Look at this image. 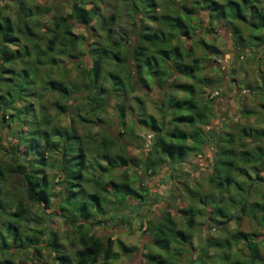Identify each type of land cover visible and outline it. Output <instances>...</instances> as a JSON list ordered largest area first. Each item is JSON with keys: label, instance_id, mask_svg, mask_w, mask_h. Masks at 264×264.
<instances>
[{"label": "trees", "instance_id": "1", "mask_svg": "<svg viewBox=\"0 0 264 264\" xmlns=\"http://www.w3.org/2000/svg\"><path fill=\"white\" fill-rule=\"evenodd\" d=\"M0 1L3 2L0 5V264H18L17 261L22 260L29 250H32L34 257L30 264H49L47 261L35 259L40 254V248L53 252V261L56 264H113L112 261L118 257L112 250L114 244L125 253L134 252L136 248L127 247L111 237L101 240L92 230L83 231V227L113 219L112 215L105 217V210L102 208L108 200L109 213L116 206L121 208L131 204L132 199L144 200L145 194L141 193L143 189L129 184L126 171L130 162L136 166L137 164L126 155L124 141L100 137L96 153L102 155L105 165L95 163L96 171L91 173L86 156L88 152L84 151L75 128L77 124L92 122L94 117L104 111L106 88L96 84L100 80L103 66H111L105 75L112 90H120L122 79H136L146 89L147 82H152L159 88H168L163 91L164 101L157 106L158 111L164 108L166 114H169L167 123L163 121L165 112L160 114L159 120L151 115L135 118L136 125L152 133L151 148L155 155L160 156V162L181 163L192 152L195 155L202 151L208 139L201 128L207 125L214 113L211 99L207 96L203 99L201 95L199 98V91L203 85L211 86L214 81L197 76L201 67L200 59L190 58L191 54L183 51L181 39L183 35L192 34L190 18L198 9V1L190 7L178 3L173 7L174 0H131L129 3L120 0L116 10L115 5L109 4L100 13L96 5L89 8L81 5L88 1L69 0L68 14L57 18L52 15L44 19L35 17L39 9L32 5V0ZM199 1L201 8L212 20L241 23L252 32L249 40L255 48L264 44L262 37L253 36V31L264 30L262 1ZM9 4L16 15L14 22L5 14ZM138 5L147 9L145 17L151 24L137 21L135 16ZM158 5L164 11L156 16L153 12ZM57 7L58 4L54 1L42 7V13L49 14ZM169 7L173 11H168ZM127 9L131 10L129 13L133 25L128 32L133 34V31H136V41L129 48L127 39H119L117 34L109 36L91 57L92 66L82 69L81 83H84L85 87L78 89L48 77L51 69L62 63L60 57H73L75 47L81 43L77 39L79 36L71 32L75 23L87 27L90 21L97 19L100 26L109 32L108 25L117 23L118 13L123 10L127 14ZM89 29L92 31L93 27L89 26ZM233 30L236 32V27ZM124 33L127 34L126 31ZM208 42L209 40L200 41L199 48L204 57L208 56V53L217 55L214 45ZM236 42L237 38L234 39L235 45ZM242 45L244 46V42ZM42 67L48 69L44 76L40 74ZM183 77L190 82H179ZM257 78L260 84L256 87V95L264 96V72L258 71ZM246 89L254 94L255 88L246 85ZM80 90L86 94L84 98L89 99V110L83 115L79 110L73 109V105H66L75 91ZM45 92L54 95L53 100L46 102L47 104L41 101H47L42 95ZM16 101L19 102L18 106ZM135 103L140 104V100L135 99ZM48 108L53 110V113H48ZM69 110L74 113L70 119L71 123L64 127L58 125L57 116ZM117 118L120 127H124L123 105L117 107ZM14 123L20 125V131L12 128ZM6 136L8 142L4 145L3 139ZM226 137L229 144L235 140L236 146L229 150H220L215 163L210 166L207 181L210 195L214 199L210 200L212 211L207 215V220L224 225L229 221L238 223L242 215H247L261 228V233H243L236 230L221 240L205 237V242L200 245L201 253L198 255L197 264H220V260L225 261L224 264H258L259 248H264V145L259 142L264 138V131L243 127L236 132V136L228 133ZM87 138L89 139L88 135ZM10 139H14V143ZM112 147L115 149L111 150ZM50 155H55L54 159L50 160ZM152 166L153 164L149 165V157L144 158L143 169L149 175L155 172ZM47 167H54L59 178L56 182L61 185L62 199L58 208L62 214L67 215L64 217L68 220L66 222L75 226L76 249H63L51 232L47 233L48 237L43 241L39 237L40 229H30L27 226L31 204L42 209L51 205V185L45 173ZM114 172L119 174L118 181L112 178ZM103 173L106 174V183L111 187V199H104L100 195L110 194L107 188L101 185ZM13 177L16 182L12 185ZM239 177L241 180H237ZM231 188L235 190L233 195L220 203ZM250 192L255 194V199L249 200ZM225 208L231 209L232 213H227ZM73 210L77 211L78 217L77 213L73 214ZM181 212L185 216V228L191 229L194 217L200 215L201 210L188 208ZM120 221L124 222V218ZM144 230L149 234L153 247L156 242L164 253L171 251V240L172 248L177 253L191 241V234L176 228L168 213L153 224L150 221L145 222ZM241 242L246 248L247 259L230 260L224 251L230 249L232 244ZM209 248L218 249L221 254L208 259ZM16 251L21 257L13 256ZM239 251L242 252L241 249ZM144 256L148 263L171 264L156 252H147Z\"/></svg>", "mask_w": 264, "mask_h": 264}, {"label": "rangeland", "instance_id": "2", "mask_svg": "<svg viewBox=\"0 0 264 264\" xmlns=\"http://www.w3.org/2000/svg\"><path fill=\"white\" fill-rule=\"evenodd\" d=\"M54 1L58 4L56 10L51 11L49 14L42 13V7L48 6ZM83 1H88L81 4L83 7L89 8L92 5H96L100 13L109 4L110 6L115 5L116 10L119 7L118 4L121 3L120 0ZM130 1L126 0L128 3ZM196 1H198L196 5L198 9L195 15H192L190 18L192 26L190 31L192 34L190 36L183 35L181 39L184 40V43L182 40L183 51L188 55L191 54L190 58L198 57L200 59L201 67L197 76L214 81L213 85H203L199 91V98L201 95L203 99L205 96L211 99L210 104L214 113V116L208 121L207 125L201 128L205 137L208 139L202 151L195 155L192 152L181 163L171 164L165 161L166 164L164 161L160 162V156L155 155L151 148L153 143L152 133L136 125L135 118L151 115L156 120H159L160 114L165 112L163 121L167 123L169 114H166L164 108L158 111L157 106L161 101H164L163 91L168 88H159L153 85L152 82H147L148 88L146 89L136 79L132 81L122 79L120 90H112L110 89V81L105 75L111 66H103L100 80L96 84V86L101 84L106 88V93L104 94V111L98 117H94L92 122L77 124L75 128L77 135L81 138L84 151L88 152L86 156L91 166L89 170L91 173L96 171L94 167L95 163L105 165L102 155H97L96 153L100 137L113 141H124L126 143V155L134 159L137 164L136 166L130 162L127 165L126 171L129 176V184L132 187L138 188L140 186L143 189L141 193L145 194L144 200L132 199V203L125 207H114L111 212L112 214L109 213L110 207L108 200L102 208L105 210V217L108 218L109 215H112L113 219L111 221L108 219L105 223L92 226L84 225L83 227V231L92 230V233L101 240L106 237H111L114 241H121L127 247L136 248L134 252L125 253L114 244L112 250L118 254V257L112 261L113 264H156L155 262H147L144 256L147 252L161 254L164 260L171 262V264H197L198 255L201 253L200 245L202 242H205V237L221 240L225 237L227 238L230 233L236 230L243 233H261V228L247 215H242L238 223L229 221L224 225L207 220V215L212 211V204L209 205L210 200L213 201L214 199L210 195L211 190L207 181V174H209L210 166L213 162L215 163L216 155L220 150L225 148L229 150L236 146L235 140H232L230 144L228 140L226 142V134L229 133L230 135L234 134L236 136V132L243 127L252 129L259 128L264 131V108H262V105H264V96L256 95L258 91L256 87L260 84L257 73L258 71L264 72V44L255 48L251 40H249L251 39L252 32L248 31L241 23L237 22L234 24L227 20L215 21L209 18L207 12L201 8L202 4L199 0H174L173 7H176L177 3L185 7H190ZM260 1H262L264 9V0ZM2 4L3 2L0 1V5ZM32 5H35L39 9V13L35 17L41 19H44V17L50 18L52 15L57 18L70 12L69 0H32ZM11 7L9 4L5 14L14 22L16 21V15ZM137 7L138 11L135 16L137 17V21L151 24L145 17L147 9L140 5ZM167 10L173 11L170 7ZM130 11V9H127V14L123 10L121 13L116 12L119 15L116 19L117 23L114 22L108 25L109 32L100 26L99 20L97 19L90 21L87 27L75 23L71 32L79 36L77 39L81 43L75 47L73 57H60L62 63H59L58 67L51 69L48 77L60 80L67 86L69 85L78 89L85 87L84 83H81L82 69L92 66L91 57L100 49L105 40L109 39V36H115L117 34V38L120 36L121 38L119 37V39H127L129 41L127 44L129 48L136 41V31H133V34L128 32L133 28L130 20ZM163 11L164 9L158 5L155 7L153 14L158 16ZM154 25L156 27V23ZM89 26L93 27L92 31L89 29ZM235 27L237 29L236 32L233 30ZM257 35L264 39V30L261 32L253 31V36ZM236 38L237 42L235 45L234 39ZM241 39L242 41L240 42ZM202 40H209L214 45L217 55L214 56L208 53V56L204 57V54L199 48L200 41ZM242 42H244V46ZM47 70V68L42 67L40 69L41 76H44ZM188 81L185 77L179 79V82L182 83ZM246 85L255 88L254 94H251L250 90L246 89ZM177 94L180 95L179 93ZM42 95L47 98V101L46 99H41L42 103H49L54 98V95L52 96L48 92ZM85 95L82 90L75 91V94L66 102V105H73V109L79 110V113L83 115L85 111L89 110V99L84 98ZM135 99H139L140 104L135 103ZM18 103V101L15 102L16 106H18ZM118 105H123L125 108L124 127H120L117 118ZM48 113H53V110L48 108ZM72 115L74 116V113H72V110H69L67 113L57 116V124L63 127L69 125ZM19 126L14 123L12 128L20 131ZM1 135L2 133L0 132V137ZM10 141L13 142L14 139H10ZM7 142L8 138L6 136L3 139V144L7 145ZM259 142L261 145H264V138L259 140ZM114 149L115 147L111 148V150ZM50 157V160L54 159L55 155H50ZM147 157H149V165L153 164L152 168L155 171L151 175L143 169V161ZM45 173L46 179L51 185V205L47 209H42L29 203V220L27 221V226L30 229H40L41 233L39 237L43 241L47 239V233L51 232L56 236L58 242L61 243L63 249L67 251L76 249L75 226H70L66 222L68 220H65L64 217L67 215L62 214L58 208V204L62 199V193H60L61 185H58L56 182V179L59 178L55 173L54 167H47ZM103 176L104 178H101V185L107 188V191L110 193L111 187L106 183V174L103 173ZM118 177L119 174L114 172L112 175L113 180L118 181ZM238 179L241 180L240 177ZM243 180L247 181V179ZM11 182L13 185L16 182V178L13 177ZM52 183L54 184L53 186ZM120 191L122 192V190ZM233 191L235 190L231 188L220 203H223L227 198L232 196ZM100 195L104 199L112 198V193L108 195L100 193ZM248 198L249 200L255 199V194L252 192L248 193ZM188 208L192 210L199 208L201 210L200 215L194 217L191 229L185 228V216L181 212ZM225 209L227 213H232L231 209ZM72 212L73 214L77 213L76 210ZM165 213L169 214L176 228L191 234L190 244L183 246L185 251L179 249L178 252L180 253H177L172 248L173 242L171 240V251L164 253L163 249L156 242L154 243L156 247H153L152 240L148 236L149 234L144 230L145 222L150 221L153 224ZM76 215L78 217V213ZM121 218H124V222L120 221ZM240 249L242 252L239 251ZM259 251L260 262L258 264H264V248H259ZM39 252L38 258L37 256L35 257L36 260L56 264L53 261V252L47 251L44 248H40ZM207 252L208 259H213L214 256L218 257L221 254V251L218 249L209 248ZM224 253L229 256L230 260L233 258L247 259L246 248L242 242L232 244V247L225 250ZM13 254L14 257H21V254L17 251L13 252ZM31 259H34L33 252L29 250L22 257V260L16 261L18 264H30ZM224 263L225 261L220 260V264ZM207 264L211 263L207 262Z\"/></svg>", "mask_w": 264, "mask_h": 264}]
</instances>
